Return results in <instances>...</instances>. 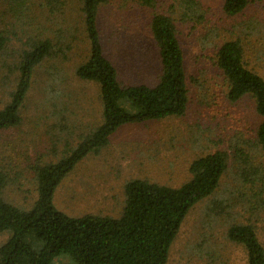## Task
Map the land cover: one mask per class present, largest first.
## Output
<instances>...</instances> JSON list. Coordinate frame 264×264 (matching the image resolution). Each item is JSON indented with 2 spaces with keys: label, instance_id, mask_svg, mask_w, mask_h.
<instances>
[{
  "label": "rangeland",
  "instance_id": "obj_1",
  "mask_svg": "<svg viewBox=\"0 0 264 264\" xmlns=\"http://www.w3.org/2000/svg\"><path fill=\"white\" fill-rule=\"evenodd\" d=\"M194 1L187 6L189 0H154L149 7L141 0H110L100 8L104 51L123 85L158 82L161 63L151 20L155 13L173 19L185 55L189 103L182 116L121 127L62 180L54 203L72 216L119 217L129 180L178 187L191 178L194 159L225 151L228 167L219 187L189 211L166 264H247L245 249L227 232L232 224H252L264 246V147L257 143L263 118L251 97L228 98L216 54L223 43L237 40L247 66L264 78V0H249L232 16L224 12V0ZM0 34L7 41L0 48V110L17 85L23 50L37 39L54 44L35 68L21 124L0 131V168L9 176L2 197L28 209L38 196L34 167L59 160L102 122L100 89L75 74L89 55L80 0H65L59 9L44 0H0ZM8 237L0 233V245Z\"/></svg>",
  "mask_w": 264,
  "mask_h": 264
},
{
  "label": "trees",
  "instance_id": "obj_2",
  "mask_svg": "<svg viewBox=\"0 0 264 264\" xmlns=\"http://www.w3.org/2000/svg\"><path fill=\"white\" fill-rule=\"evenodd\" d=\"M44 1L56 9L65 5V0ZM80 1L89 55L75 74L99 87L102 122L81 135L59 160L34 167L38 196L28 209L2 197L9 176L0 168V233L9 234L0 245V264H62V259L75 264H166L189 211L219 187L229 155L216 151L194 159L189 166L191 178L178 187L147 179L129 180L119 217L91 213L72 216L56 207L54 195L62 180L86 156L107 146L121 127L182 116L189 103L185 55L170 16L155 13L151 20L161 63L158 82L152 86L123 85L116 66L105 54L98 24L100 8L110 0ZM141 1L149 7L155 5L154 0ZM192 1L195 5L196 1L189 0L187 6H192ZM248 3L249 0H224L223 10L227 15H237ZM6 42L0 34V48ZM53 49V42L45 38L32 41L23 50L17 85L10 101L0 110V131L21 124V109L35 68ZM216 62L228 81V98L233 102L246 96L254 100L255 109L263 118L257 130V143L264 147V78L247 66L243 47L237 40L223 43ZM227 237L243 246L247 264H264V246L252 224H232Z\"/></svg>",
  "mask_w": 264,
  "mask_h": 264
}]
</instances>
